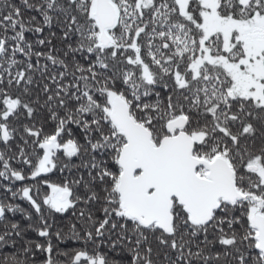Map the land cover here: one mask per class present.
Instances as JSON below:
<instances>
[{"label": "snow or ice", "instance_id": "6c2138e0", "mask_svg": "<svg viewBox=\"0 0 264 264\" xmlns=\"http://www.w3.org/2000/svg\"><path fill=\"white\" fill-rule=\"evenodd\" d=\"M0 145V264H264V0H0Z\"/></svg>", "mask_w": 264, "mask_h": 264}, {"label": "trees", "instance_id": "16d2710c", "mask_svg": "<svg viewBox=\"0 0 264 264\" xmlns=\"http://www.w3.org/2000/svg\"><path fill=\"white\" fill-rule=\"evenodd\" d=\"M11 3L17 4L19 6V0H10ZM26 17L28 15H31L30 13H23ZM27 38L30 41H34L36 39L35 36H33L31 33L26 34ZM54 44H56L57 48L62 49V45L60 44L59 41L54 40L53 41ZM47 50V46H45V49ZM57 54L62 55V51L58 52ZM51 129V125L50 124H46L45 125V131H50ZM3 146L0 145V148H2ZM77 165H79L80 161L79 160H75L74 161ZM14 166L19 167V164H15ZM80 171H84L83 169H80ZM70 175V173H68L67 171L65 172H59V171H54L53 173L49 174V179L51 182L53 183H62L65 182L68 178V176ZM71 175H75V169L73 170V172L71 173ZM25 183H34V182H25ZM7 184V182L5 181H0V199H4L5 201H10L11 203L15 204V205H19V207L25 209V213L24 214H20L17 213L15 216H11L10 214V218L12 220H14L15 222H19L21 223V225L25 228H27V225L29 223H32L34 227H38L39 226V221L36 219L35 217V213H32L33 215V221L29 222L26 219H24V215L31 213L32 210L30 208V205L27 203V201L21 200L19 198L12 200L11 199V194L10 193H6L3 189V185ZM11 187H13L14 191H18L20 184L19 182H15L14 184L10 185ZM38 187L40 188V198H42L46 193H48L50 190L46 187V185H38ZM49 222L52 223L54 222V228L53 230L56 229V227H61L64 228L65 231L67 230V225L73 222H76V218L70 216V214H64V216H61L60 214H53L49 217ZM26 238H30V239H38L36 237V233L34 231H32L31 229H28L26 231ZM53 243L55 244V241H53ZM61 248L64 247V245L60 246ZM103 251H107V249H102ZM44 260H45V256L43 254L38 253L36 256V264H44ZM57 260L59 262H63V257L58 256Z\"/></svg>", "mask_w": 264, "mask_h": 264}]
</instances>
